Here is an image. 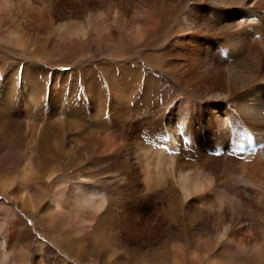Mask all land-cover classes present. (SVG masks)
I'll return each instance as SVG.
<instances>
[{"label":"bare ground","instance_id":"obj_1","mask_svg":"<svg viewBox=\"0 0 264 264\" xmlns=\"http://www.w3.org/2000/svg\"><path fill=\"white\" fill-rule=\"evenodd\" d=\"M0 16V48L35 56L46 40L80 52L67 71L45 53L48 79H20L22 169L33 175L37 154L35 177L53 185L36 198L24 189L30 207L45 198L51 216L87 222L94 243L112 201L101 182L120 191L111 218L131 241L157 226L227 246L243 222L256 228L254 212L264 220V0H0ZM97 52L107 56L94 67ZM151 71L176 97L152 94Z\"/></svg>","mask_w":264,"mask_h":264},{"label":"rangeland","instance_id":"obj_2","mask_svg":"<svg viewBox=\"0 0 264 264\" xmlns=\"http://www.w3.org/2000/svg\"><path fill=\"white\" fill-rule=\"evenodd\" d=\"M178 16L180 12L175 16V20ZM9 20L10 17L3 20L5 26L11 23ZM5 41L8 44L4 46L5 50L0 48V115L7 116L6 123L0 122V240L6 245V264H254L255 255H261L264 259V220L261 222L257 212L252 214L253 226L251 225L256 228L251 229L243 222L237 228L238 231L236 230L241 240L238 238V242H228L226 246L227 242L224 241L188 236L185 229L174 228L166 233L157 226L147 229L150 234L159 231L154 238L144 239L145 241L122 238L119 227L114 226L111 218V210L119 203L121 193L105 182H101V185L110 193L112 201L99 222L97 232L101 233L102 238L95 243L92 241L94 238H91L93 235L90 226L85 227L87 222L77 221L78 218L73 220L69 216H51L45 198L38 199L35 207H30L28 201L23 198L24 189H29L36 198L39 196V186L46 187L50 193L53 185L45 186L42 184L43 180L35 177L38 173L36 170L41 166L37 154L34 153L31 158L35 168L33 175L26 176L22 169L27 150L22 124L28 117L22 114L20 79L27 73L34 80L37 77L48 79L50 67L44 64L42 58L45 53L56 63L62 61L64 65L59 68L67 71L72 66L73 58L79 56L80 52L74 53L60 48L56 42L44 40L40 41L42 52L28 56L18 45L10 40ZM106 56V52H97L87 58L86 62L97 67L100 64L97 61ZM108 68L112 70V67ZM53 70L59 71L56 66ZM150 74L156 76L152 84V87H155L152 94L155 93L159 98L176 97L178 87L166 80V73L151 71ZM5 92L8 96L6 101L2 99ZM79 99L77 95L76 100ZM73 116L75 117L76 113L69 112V117ZM35 119L37 122L39 116ZM65 175L62 173L57 178L59 183L64 179L66 181ZM98 177L102 179V175ZM75 181L77 176L71 179L72 184ZM3 182L6 185L2 184ZM1 185H4V190ZM62 188L66 189V186Z\"/></svg>","mask_w":264,"mask_h":264}]
</instances>
